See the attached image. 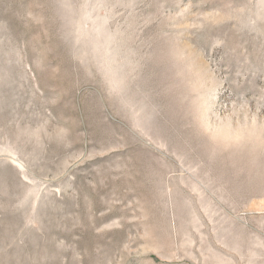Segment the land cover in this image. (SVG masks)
<instances>
[{
    "label": "rangeland",
    "instance_id": "obj_1",
    "mask_svg": "<svg viewBox=\"0 0 264 264\" xmlns=\"http://www.w3.org/2000/svg\"><path fill=\"white\" fill-rule=\"evenodd\" d=\"M0 264H264V0H0Z\"/></svg>",
    "mask_w": 264,
    "mask_h": 264
}]
</instances>
